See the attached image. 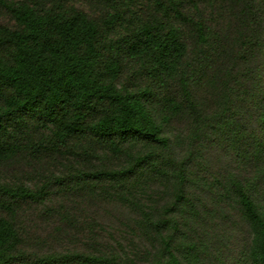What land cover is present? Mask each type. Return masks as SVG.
<instances>
[{
	"label": "trees",
	"instance_id": "trees-1",
	"mask_svg": "<svg viewBox=\"0 0 264 264\" xmlns=\"http://www.w3.org/2000/svg\"><path fill=\"white\" fill-rule=\"evenodd\" d=\"M0 264H264V0H0Z\"/></svg>",
	"mask_w": 264,
	"mask_h": 264
}]
</instances>
